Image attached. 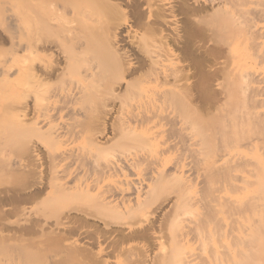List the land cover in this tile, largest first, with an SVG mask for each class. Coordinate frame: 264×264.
<instances>
[{
  "label": "bare ground",
  "instance_id": "6f19581e",
  "mask_svg": "<svg viewBox=\"0 0 264 264\" xmlns=\"http://www.w3.org/2000/svg\"><path fill=\"white\" fill-rule=\"evenodd\" d=\"M254 1L24 0L21 18L4 13L0 90L24 94L5 115L48 139L24 143L8 169L24 184L0 189L15 264H264V72L233 43L264 37ZM66 112L96 154L53 148L72 131L55 123Z\"/></svg>",
  "mask_w": 264,
  "mask_h": 264
},
{
  "label": "rangeland",
  "instance_id": "374dc122",
  "mask_svg": "<svg viewBox=\"0 0 264 264\" xmlns=\"http://www.w3.org/2000/svg\"><path fill=\"white\" fill-rule=\"evenodd\" d=\"M255 2V3H254ZM253 3H254V6L255 5H257L258 3H259V0L257 1H254ZM257 3V4H256ZM23 6H24V0H0V33H3V34H5L6 33V31L9 29V22L7 21V19H6V16L4 17V13L5 12H12L14 15H16L17 17H22V15H23ZM101 16H105V17H103L104 19L103 20H101L102 19V17L100 18V20L101 21H106V11H105V15H102L101 14ZM103 22H101V24H103ZM264 22H262V23H260L261 25L260 26H263L264 24H263ZM22 24V23H21ZM20 24V25H21ZM16 25V24H15ZM100 25V24H99ZM104 25V24H103ZM99 26V27H106V22H105V25L104 26ZM12 26L13 25H11V27L10 28H12ZM15 28H14V30H16L15 32H14V30L13 29H11L14 33H16V36H19V32H20V36L19 37H21L22 35H21V33H22V31H23V29H22V25L20 26V27H16V26H14ZM243 29V28H242ZM246 29V28H245ZM21 30V31H20ZM103 31H106V29L104 30V28L102 29ZM19 31V32H18ZM101 31V30H100ZM102 31V32H103ZM244 30H240L239 32H238V34L241 32H243ZM246 31V30H245ZM243 32L242 33V35L241 36H239L238 37V35L236 34V36L237 37H235L234 38V41H233V43H234V45L236 46V45H238V46H236V48L238 47V50L237 49H235V52H236V59L237 60H240V61H247L248 63H252L251 65H254L253 66V68H251L252 70H259L258 71V73L260 74V73H262V71L264 72V57H262V56H264V37H256L254 34V36H252V34H250L249 36L251 37H248V35H247V37H246V35H244L245 33L247 34L248 33V29H247V32ZM250 32H252L251 30H249V33ZM248 33V34H249ZM18 34V35H17ZM103 34V33H102ZM105 35V34H104ZM137 35L139 36V37H137V38H139L138 39V41L140 40V36H141V31L139 32L138 31V33H137ZM19 37H17V38H19ZM252 37H253V41H254V43H253V41H252ZM255 37V38H254ZM136 38V39H137ZM257 38V39H256ZM261 38V39H260ZM256 39V40H255ZM143 40V39H142ZM142 40H140V44L142 45V47H145L146 45H144L143 46V41ZM240 41V42H239ZM262 41V42H261ZM210 41H206V46L207 47H210V46H213V43L212 42H210ZM256 42V43H255ZM208 43V44H207ZM258 43L260 44V45H258ZM139 44V46H141ZM144 44H145V41H144ZM240 44V45H239ZM137 45H138V43H136V46L135 45H133L134 46V48H136V50L137 49H139V46H138V48H137ZM9 46H10V42L9 41H6L5 43H2V44H0V57H2V56H9L10 55V53H8V51L10 52V50H9ZM141 47V48H142ZM131 48L132 49H134L132 46H131ZM135 50V51H136ZM261 55V57H260V55ZM245 55V56H244ZM257 55L259 56L258 58H257ZM254 57V58H253ZM225 56H218V61H220V62H223V61H226L227 59H230L229 57L228 58H226V60H225ZM248 58V59H247ZM256 58V59H255ZM251 59V60H250ZM254 59V60H253ZM262 61H261V60ZM256 60V61H255ZM260 62H259V61ZM243 63H245V62H243ZM254 63V64H253ZM259 64H263V66L262 65H259ZM252 67V66H251ZM260 67V68H259ZM255 70V71H256ZM261 75V74H260ZM263 75H264V73H263ZM263 82H264V77H263ZM241 83V82H240ZM244 82H242V85H244L243 84ZM24 95V94H23ZM23 95H18V93L16 94V92H12V91H10V90H8V89H2V90H0V113H4V115L5 114H7V115H10V116H12L10 113L12 112V113H14L13 112V109H14V107L13 106H15L16 104V102H17V100L19 101V100H21V98L23 99ZM241 98H243V97H241ZM92 101V100H91ZM90 102V101H89ZM98 102V101H97ZM91 103V104H90ZM89 104L90 105H92L91 107L93 108V113H97L98 111H97V109H99V106L98 105H94L95 103H96V101H95V103L94 102H90ZM93 103V104H92ZM15 104V105H14ZM99 104V103H98ZM90 105H89V107H90ZM94 105V106H93ZM95 106H98V108L97 107H95ZM253 109V108H252ZM255 110H264V107H259V108H254ZM261 110H260V112H261ZM91 111V108L89 109V112L88 113H92V111ZM68 113V114H67ZM254 113V112H253ZM263 113V112H262ZM64 114H67V115H65L63 118L64 119H66L67 121H64V119H62V120H60V118H59V120L58 119H56L55 120V123H57L58 122V124L61 126V124H63L64 126H68V128H69V130H72L71 132H70V136L71 137H73V138H71L70 136H69V134H68V136L67 135H65L64 136V138H61L60 140H66V141H64L65 142V144L64 143H62V141H60V142H58V143H55V144H53V142H52V144L51 145H53V148L55 147V149H57V150H65V151H69V152H71V153H80V152H87V151H89L90 152V148H91V152L94 154L95 153V149L93 148V145L91 144V143H89V142H91L90 141V138H89V135L87 136V134H89L88 132H86L87 134H80V135H78L79 133H77L76 134V132L75 131H73L74 129L73 128H76V129H78V126H77V123H76V121H74L75 119L74 118H72V120H71V116H69V115H71L69 112H66V113H64ZM4 115H3V117H4ZM7 115H5V117H7ZM92 115V114H91ZM10 116H8L7 118H4V120L3 121H1V122H3V123H0V135H2V134H5V133H10L9 135H7L6 136V134L5 135H3V136H0V189H3L2 187H5V188H8V187H10V185H12V183H14L15 181H16V184H17V181H19L20 179L18 178V180H17V176H16V178H14L13 177V175L15 176V174H12V172L11 171H9L10 169L11 170H13L14 168H12L11 167V163H12V165L13 164H15L16 163V165H18V163H20V161H22L23 162V159L25 158L24 157V147H25V144L24 143H26L27 144V142L29 141V139H34L35 141H36V139H37V142H39V141H41L42 142V140H43V142H45L46 140L45 139H43V138H46V137H42L41 135H43V133L44 132H39L40 133V137L42 138H40L38 135L39 134H37L36 133V131H33L32 129L30 130V128H32L31 126H29V124H28V122L26 123H24V124H22L21 122H19V123H21V124H17L16 122H17V120H14V121H16V122H14L13 123V119H15V117L14 118H11ZM93 116H95L94 114H93ZM264 116V115H263ZM2 117V118H3ZM70 117V118H69ZM1 118V117H0ZM6 119V120H5ZM11 120V121H10ZM58 120V121H57ZM69 123V124H65V123ZM71 122V123H70ZM72 122H75V123H72ZM78 122V121H77ZM13 123V124H12ZM17 124V125H14V124ZM49 123V122H48ZM47 123V124H48ZM54 125H57V124H55L54 122H52ZM19 125V126H18ZM62 125V126H63ZM71 125V126H70ZM11 126V127H10ZM13 126V127H12ZM14 126H16L15 128H14ZM25 126H27V127H25ZM29 126V127H28ZM17 127H20V128H17ZM57 127H59V126H57ZM72 127V128H71ZM14 128V129H18V134H19V136L18 135H14L13 134V130L12 129ZM67 128V129H68ZM79 128H81V125L79 126ZM20 129V130H19ZM35 129V128H34ZM75 129V130H76ZM9 130H12V131H9ZM8 131V132H7ZM5 132V133H4ZM16 132H17V130H16ZM74 132V133H73ZM34 133H36V134H34ZM260 133V132H259ZM46 134V133H45ZM44 134V135H45ZM76 134V135H75ZM11 135V136H10ZM12 135L13 136H18L17 138H18V140H16L17 142H14V140H15V137H13V139H12ZM43 135V136H44ZM77 135H78V137H77ZM47 136V135H46ZM255 136H257V132H256V135ZM254 136V137H255ZM3 137V138H2ZM70 139H68V138ZM77 137V138H76ZM10 138V139H9ZM67 138V139H66ZM76 138V139H75ZM78 138H80V139H78ZM87 138L89 139L88 141L89 142H87ZM9 140V141H8ZM13 140V144H15V145H13V144H11V142L10 141H12ZM34 140H32V141H34ZM39 140V141H38ZM47 141H48V139H47ZM46 141V142H47ZM58 141V140H57ZM56 142V141H55ZM89 143V144H88ZM40 144V146L42 147V149L44 148V150H42V151H44L43 153L44 154H47V148L43 145V143H39ZM42 144V145H41ZM48 145H49V143H48ZM83 145V147H81ZM24 146V147H23ZM58 146H60V148L58 147ZM90 146V148H87V147H89ZM50 147H52V146H50ZM58 147V148H57ZM51 149V150H55V149ZM71 148V149H70ZM73 148V149H72ZM75 148V149H74ZM81 150H80V149ZM87 149V150H86ZM23 150V151H22ZM75 150V151H74ZM46 151V152H45ZM73 151V152H72ZM77 151V152H76ZM79 151V152H78ZM97 152V151H96ZM96 154V153H95ZM97 155H100V154H98L97 153ZM102 155V154H101ZM100 155V156H101ZM46 156V155H45ZM21 157H22V159H21ZM102 158L104 157V156H101ZM101 157H100V159H101ZM20 160V161H19ZM25 160V159H24ZM11 161V162H10ZM49 162V161H48ZM11 167V168H9V166ZM9 169V170H8ZM8 173H7V172ZM16 171V169H14V172ZM6 172V173H5ZM10 172V173H9ZM19 172V171H18ZM5 173V174H4ZM20 173V172H19ZM10 174V175H9ZM9 175V176H8ZM16 175H18V173L16 174ZM20 175V174H19ZM18 175V176H19ZM19 177H21V175L19 176ZM23 177H21V180H22V185L24 184V180L22 179ZM13 181V182H12ZM8 183L10 184V185H8ZM20 183V182H19ZM15 184V183H14ZM20 185V184H19ZM4 188V189H5ZM86 198V197H85ZM71 201L73 200H75V199H70ZM77 200V199H76ZM75 200V201H76ZM79 200V199H78ZM77 200V201H78ZM68 202H69V200H67ZM70 201V202H71ZM80 201H81V203H83L82 202V200L80 199ZM86 201L88 202V199H86ZM85 201V202H86ZM90 202H91V199L89 200ZM66 202V201H65ZM64 202V204L66 205L67 203H65ZM89 202V203H90ZM72 203V202H71ZM88 203V204H89ZM73 204V203H72ZM91 204V203H90ZM69 205H71V204H69ZM69 205H67V206H69ZM75 205H77L76 203L75 204H73V205H71V206H75ZM82 205H86V204H82ZM66 206V207H67ZM189 214H191V212L189 213ZM192 214H193V212H192ZM195 215V214H194ZM193 215V216H194ZM189 216H192V215H189ZM188 216V219L189 218H191V217H189ZM192 216V217H193ZM193 218H191L190 220H192ZM166 239V244L167 245H170V244H172L173 243V240L172 239H170V238H165ZM158 245H156L152 250H151V252H152V254H155L156 253V251H159V249H158ZM5 249V248H4ZM3 248H0V250H2V251H0V264H15L16 263V260H15V258L18 256L17 254H19V253H17L18 251H20L19 249H18V251H14L13 249H11V251L13 252H10L9 253V251H10V249H5L4 250ZM5 251H7L8 253H6ZM186 256H188V255H190V254H192V256H194V255H198V253L200 252V249L198 248V245H197V243H195L194 241H192V242H190V244L189 245H187V248H186ZM15 255H17V256H15ZM191 256V257H192ZM15 257V258H14ZM14 258V259H13ZM17 259V258H16ZM111 260H113L114 262L113 263H117L116 261L117 260H119V258H117V256L115 257L114 255L113 256H111V258H110ZM15 262H14V261ZM44 262H45V260H44ZM41 264V263H40ZM43 264H47V262L46 263H43ZM184 264H197L196 263V261H195V259L193 258L191 261L190 260H186L185 261V263Z\"/></svg>",
  "mask_w": 264,
  "mask_h": 264
}]
</instances>
